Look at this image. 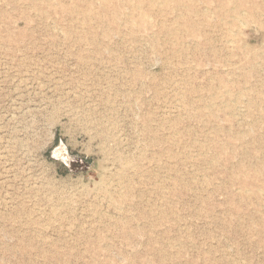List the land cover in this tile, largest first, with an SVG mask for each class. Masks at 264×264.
I'll return each mask as SVG.
<instances>
[{
  "label": "rangeland",
  "instance_id": "obj_1",
  "mask_svg": "<svg viewBox=\"0 0 264 264\" xmlns=\"http://www.w3.org/2000/svg\"><path fill=\"white\" fill-rule=\"evenodd\" d=\"M0 264H264V0H0Z\"/></svg>",
  "mask_w": 264,
  "mask_h": 264
},
{
  "label": "bare ground",
  "instance_id": "obj_2",
  "mask_svg": "<svg viewBox=\"0 0 264 264\" xmlns=\"http://www.w3.org/2000/svg\"><path fill=\"white\" fill-rule=\"evenodd\" d=\"M244 1V0H243Z\"/></svg>",
  "mask_w": 264,
  "mask_h": 264
}]
</instances>
